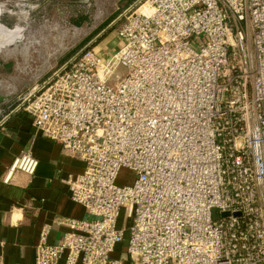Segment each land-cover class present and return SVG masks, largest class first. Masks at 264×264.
Wrapping results in <instances>:
<instances>
[{
    "label": "built area",
    "instance_id": "obj_1",
    "mask_svg": "<svg viewBox=\"0 0 264 264\" xmlns=\"http://www.w3.org/2000/svg\"><path fill=\"white\" fill-rule=\"evenodd\" d=\"M137 7V9H135ZM119 46L85 48L12 108L86 163L89 219L36 264H264V0H139ZM23 153L9 177L34 175ZM132 183H120L122 170Z\"/></svg>",
    "mask_w": 264,
    "mask_h": 264
},
{
    "label": "crops",
    "instance_id": "obj_2",
    "mask_svg": "<svg viewBox=\"0 0 264 264\" xmlns=\"http://www.w3.org/2000/svg\"><path fill=\"white\" fill-rule=\"evenodd\" d=\"M138 1L125 0L126 9ZM29 68L15 66L10 73L0 61V104L15 107L41 83L40 77L29 75ZM23 153L38 160L36 173L30 176L16 171L7 180L12 164ZM85 168L84 161L43 137L25 110L10 116L0 130V264H36L37 246L45 230L48 243L60 245L70 232L62 221L89 219L84 206L71 199L67 183ZM63 263L61 259L59 264Z\"/></svg>",
    "mask_w": 264,
    "mask_h": 264
},
{
    "label": "rangeland",
    "instance_id": "obj_3",
    "mask_svg": "<svg viewBox=\"0 0 264 264\" xmlns=\"http://www.w3.org/2000/svg\"><path fill=\"white\" fill-rule=\"evenodd\" d=\"M124 1L0 0V61L10 73L15 66H30L29 75L44 81L86 47L114 50L128 7ZM132 177L124 169L119 182L132 183Z\"/></svg>",
    "mask_w": 264,
    "mask_h": 264
},
{
    "label": "trees",
    "instance_id": "obj_4",
    "mask_svg": "<svg viewBox=\"0 0 264 264\" xmlns=\"http://www.w3.org/2000/svg\"><path fill=\"white\" fill-rule=\"evenodd\" d=\"M114 20V19H113ZM76 54H74L73 56H71L67 61H69L72 57H74ZM67 61H65V63L67 62ZM64 63V64H65ZM64 64H62V65H64Z\"/></svg>",
    "mask_w": 264,
    "mask_h": 264
},
{
    "label": "water",
    "instance_id": "obj_5",
    "mask_svg": "<svg viewBox=\"0 0 264 264\" xmlns=\"http://www.w3.org/2000/svg\"><path fill=\"white\" fill-rule=\"evenodd\" d=\"M87 48V47H86Z\"/></svg>",
    "mask_w": 264,
    "mask_h": 264
}]
</instances>
